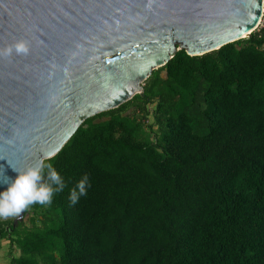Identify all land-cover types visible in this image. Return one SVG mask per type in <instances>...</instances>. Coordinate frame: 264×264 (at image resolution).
<instances>
[{"label": "trees", "instance_id": "trees-1", "mask_svg": "<svg viewBox=\"0 0 264 264\" xmlns=\"http://www.w3.org/2000/svg\"><path fill=\"white\" fill-rule=\"evenodd\" d=\"M44 161L67 187L16 226L0 219L11 264H264V25L178 50Z\"/></svg>", "mask_w": 264, "mask_h": 264}, {"label": "water", "instance_id": "water-1", "mask_svg": "<svg viewBox=\"0 0 264 264\" xmlns=\"http://www.w3.org/2000/svg\"><path fill=\"white\" fill-rule=\"evenodd\" d=\"M264 0H0V165L55 156L89 117L144 92L184 49L249 37ZM23 41L26 53L14 45ZM0 184V190L6 188ZM25 210L14 225L22 221Z\"/></svg>", "mask_w": 264, "mask_h": 264}, {"label": "clouds", "instance_id": "clouds-1", "mask_svg": "<svg viewBox=\"0 0 264 264\" xmlns=\"http://www.w3.org/2000/svg\"><path fill=\"white\" fill-rule=\"evenodd\" d=\"M17 53H26L27 47L23 41L14 46ZM12 49H6L2 55L10 54ZM0 159L5 157L0 156ZM49 160L52 157L48 158ZM9 167L17 175L10 178L4 174V168L0 165V184L7 187L0 190V219L14 217L21 214L32 205H50L56 194L63 192L67 183L62 174L51 163L44 160L37 161L23 169L14 167L8 160ZM90 187L87 174L83 175L76 184L68 190L70 205L76 204L79 199L86 195Z\"/></svg>", "mask_w": 264, "mask_h": 264}, {"label": "rangeland", "instance_id": "rangeland-1", "mask_svg": "<svg viewBox=\"0 0 264 264\" xmlns=\"http://www.w3.org/2000/svg\"><path fill=\"white\" fill-rule=\"evenodd\" d=\"M262 25H259V27H261ZM145 85V82H144ZM149 121H152L151 118L149 117ZM17 216L14 217H8L6 218L7 220H15ZM53 220L57 221V217L54 215L53 216ZM10 244L7 240H2L1 241V248H0V264H11L10 263ZM13 253L14 255H18L19 254V250L17 248L13 249Z\"/></svg>", "mask_w": 264, "mask_h": 264}, {"label": "built area", "instance_id": "built-area-1", "mask_svg": "<svg viewBox=\"0 0 264 264\" xmlns=\"http://www.w3.org/2000/svg\"><path fill=\"white\" fill-rule=\"evenodd\" d=\"M259 25H264V4H263L262 16H261V20H260V24Z\"/></svg>", "mask_w": 264, "mask_h": 264}]
</instances>
